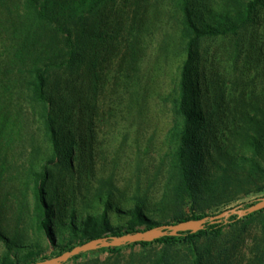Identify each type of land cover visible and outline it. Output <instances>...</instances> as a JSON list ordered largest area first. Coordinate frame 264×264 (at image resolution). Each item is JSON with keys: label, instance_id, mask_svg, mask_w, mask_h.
Segmentation results:
<instances>
[{"label": "trees", "instance_id": "1", "mask_svg": "<svg viewBox=\"0 0 264 264\" xmlns=\"http://www.w3.org/2000/svg\"><path fill=\"white\" fill-rule=\"evenodd\" d=\"M260 1L249 3L247 17L238 14V24H213L211 17H218L204 6L201 8L199 0H168L180 15L178 27L184 41L172 100L175 124L170 136L165 195L175 205L194 204L197 208L200 203L221 199L228 191L244 196L264 193V108L258 111L263 116L260 119L245 118L243 114L241 122L246 128L240 125L234 133L225 128L228 113L211 114L203 104L202 96L208 87L205 85L203 92L201 83L202 79L206 80L201 75L202 43L236 33L250 22L252 11ZM134 2L0 0V6L15 4V23L9 22L8 27L0 28V34L6 33L15 42L12 54L6 60L0 57V264H36L95 240H112L169 225L163 222V210L150 211L139 197L132 196L129 204L123 202L125 196L118 194L110 178L118 162L103 158L104 153L97 152L94 146L97 122L103 120L96 99L105 89L109 75L105 72V63L109 58H116L122 47L128 50V38L132 36L134 40L138 34L134 20L121 13L133 7ZM111 6L115 13L109 16L106 12ZM124 64L120 61L119 69L110 74L115 81L125 69ZM86 71L88 85L95 86L96 90L94 99L82 103L77 99L81 89L79 78ZM15 93L26 98L27 105L15 104L14 112L11 100ZM23 113L30 114L35 123L44 151L42 156L34 155L31 170L25 171L26 178L22 179L19 174L21 178L17 179V173L13 176L6 166L8 157L3 149L11 145L15 129L18 134L22 132ZM86 115L90 122L84 126L81 119ZM221 131L239 138L243 149L250 150L251 155L230 156L221 145ZM76 161H81L83 169ZM108 165L112 168L109 178H105L102 168ZM10 181H15V197L6 185ZM258 203L259 199H255L248 207ZM191 212V216L178 217L177 222L208 217L205 213L197 214L194 209ZM113 214L119 223L112 221ZM230 219L228 224L224 220L207 224L197 233L186 232L151 242L82 253L65 264H109L100 256H119L135 247L147 250L158 246L167 251L180 244L191 249V264H231L228 250L220 251L218 257L213 251L206 256L198 247L199 240L219 239L228 227L247 229L259 223L264 228V209L248 213L242 219L238 215ZM24 233L31 235L28 242ZM47 250H51L50 256L45 255ZM91 256L96 257L91 259ZM169 257L165 252L152 264H173ZM254 259L251 264H264L262 247L256 250Z\"/></svg>", "mask_w": 264, "mask_h": 264}, {"label": "rangeland", "instance_id": "2", "mask_svg": "<svg viewBox=\"0 0 264 264\" xmlns=\"http://www.w3.org/2000/svg\"><path fill=\"white\" fill-rule=\"evenodd\" d=\"M251 1L199 0L201 8L204 6L218 17H211L213 24H238V14L247 17L245 13ZM113 9V6L108 8L106 14L110 16L115 13ZM121 13L128 16L129 20H134V29L138 34L134 40L132 36L128 38V50L122 47L121 52L117 53V61L116 58H109L105 63V72L109 75L105 89L98 93L99 99H96L99 100V113L103 120L97 122L94 146L97 152L104 153L103 158L118 162V168L110 178L119 190L118 194L120 192L125 196L123 202L129 204L130 198L137 196L150 211L163 210V222L174 225L178 223V217L191 216V209L200 215L205 213L215 216L233 208L246 210L253 200L263 199L264 193L244 196L243 193L228 191L221 199L200 203L195 208L194 204L175 205L169 197L165 198L170 168V136L175 124L172 100L177 86L178 66L184 52V41L178 27L180 15L168 0H150L148 3L146 0H135L133 7ZM250 18V22H246L236 33L210 38L202 43L201 75L206 79L201 80L203 92L204 86L208 87L202 102L211 114L218 111L228 113L225 128L232 129L234 133L240 125L244 126L241 122L243 114L245 118H263L258 111L264 108V0L257 4ZM9 22L15 23V4L0 6V28L8 27ZM14 44L6 33L0 34L1 59L6 60L12 54ZM120 61L125 63V69L119 70L120 77L115 81L110 74L119 69ZM87 78V71L79 78L81 89L77 99L82 103H89L95 98V86L90 87ZM89 93L93 94L91 98ZM11 101L14 112L15 104L27 105L26 98L17 93ZM22 118V132L18 134V129H15V135L9 143L11 145L3 149L4 155L8 157L5 158L6 166L13 176L17 173V179L21 178L20 175L24 177L22 179L26 178L25 171L31 170L30 162L35 158L34 155L42 156L44 151L43 140L30 114L23 113ZM82 121L86 126L90 119L86 115ZM81 130L84 131L83 128ZM225 133H219L225 152L232 157L251 155L250 150L243 149L239 138ZM76 165L83 169L81 161H76ZM111 168L109 165L102 168L105 178H109ZM6 185L13 190L12 196L15 197V181ZM228 200L234 201L223 204ZM244 217L240 216L241 219ZM111 218L115 224L120 222L115 214ZM230 218L226 216L223 220L228 224ZM122 223L125 224V220ZM64 232L68 234L69 231ZM24 235L25 242H28L31 235ZM198 247L206 256L213 251L215 257L220 251L228 250L231 264H251L252 260L255 261L256 250L259 247L264 250V228L259 223L249 225L247 229L241 226L228 227L219 239L199 240ZM165 252L173 264H191V249L183 244L167 251L158 246L147 250L128 248L119 256L103 254L100 257L109 264H152ZM51 254V250L45 253L47 256Z\"/></svg>", "mask_w": 264, "mask_h": 264}, {"label": "water", "instance_id": "3", "mask_svg": "<svg viewBox=\"0 0 264 264\" xmlns=\"http://www.w3.org/2000/svg\"><path fill=\"white\" fill-rule=\"evenodd\" d=\"M264 209V198L259 200V203L247 210H239V208H233L229 211L223 212L215 216H208L200 220H189L185 222H180L174 225H166L158 229L150 230L147 232H139L136 234H130L122 237H115L112 240L101 239L89 242L82 246L75 247L71 251H68L61 256L49 259L47 261L39 262L36 264H65L71 258H74L82 253H88L92 251L99 250L101 248L110 247H122L127 244L141 243V242H151L157 240L161 237L171 236L175 237L181 233L191 232L197 233L206 228L207 224H214L221 222L226 216H245L248 213H253Z\"/></svg>", "mask_w": 264, "mask_h": 264}]
</instances>
